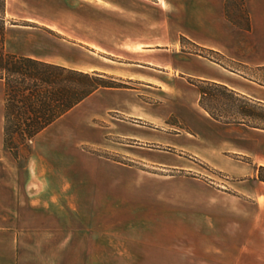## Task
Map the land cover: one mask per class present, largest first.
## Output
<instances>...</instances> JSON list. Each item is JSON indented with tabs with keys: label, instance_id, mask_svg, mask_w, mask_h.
Returning <instances> with one entry per match:
<instances>
[{
	"label": "rangeland",
	"instance_id": "rangeland-1",
	"mask_svg": "<svg viewBox=\"0 0 264 264\" xmlns=\"http://www.w3.org/2000/svg\"><path fill=\"white\" fill-rule=\"evenodd\" d=\"M88 2L61 0L40 13L56 22L57 39L79 44L80 60L104 63L105 71L90 73L115 85L47 129L56 145L86 154L81 161L99 159V243L107 248L99 264L117 255L147 264H264V106L250 102L255 116L243 119L237 112L246 105L216 91L214 118L200 104L207 79L176 69L191 71L200 55L238 82L239 61L182 34L174 0ZM225 12L245 34V3L227 0ZM11 24L23 20L6 15L0 0L4 34ZM18 141L11 152L27 164L34 143Z\"/></svg>",
	"mask_w": 264,
	"mask_h": 264
},
{
	"label": "crops",
	"instance_id": "crops-1",
	"mask_svg": "<svg viewBox=\"0 0 264 264\" xmlns=\"http://www.w3.org/2000/svg\"><path fill=\"white\" fill-rule=\"evenodd\" d=\"M60 1L6 0V15H17L23 24L6 26L5 50L84 72L105 71L101 61L80 60L79 44L57 39L56 22L41 15ZM62 1L77 8L89 7V0ZM244 1L251 24L245 34L227 19V0H174L182 34L197 45L238 60L239 81L227 74L236 73L215 62L217 66L206 64L200 55L193 60L196 66L191 71L184 65L176 69L223 83L264 104V0ZM63 40L66 44H59ZM82 40L90 42L89 38ZM97 95L99 89L67 113ZM52 124L31 140V161L19 163L5 146V80L0 78V264H99V250L107 249L99 243V159L92 157V163L87 164L81 161L86 154L56 145L47 130ZM112 246L117 250L124 247ZM112 264L147 263L117 255Z\"/></svg>",
	"mask_w": 264,
	"mask_h": 264
},
{
	"label": "trees",
	"instance_id": "trees-1",
	"mask_svg": "<svg viewBox=\"0 0 264 264\" xmlns=\"http://www.w3.org/2000/svg\"><path fill=\"white\" fill-rule=\"evenodd\" d=\"M247 19L245 29L250 30L249 14ZM3 41L4 26L0 25V78L5 80V146L10 150L18 148L20 139L31 141L99 88L115 86L105 81L99 72H84L8 53L4 51ZM204 83L206 86L200 87V104L214 118L219 119L209 101L218 96L216 91L246 105H241L237 112L243 119L255 116L249 109L250 102L264 106L223 83L211 80H204Z\"/></svg>",
	"mask_w": 264,
	"mask_h": 264
}]
</instances>
